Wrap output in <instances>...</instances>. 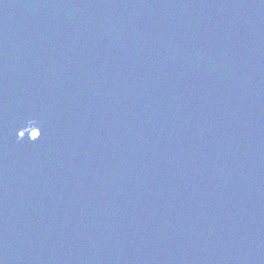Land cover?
<instances>
[{"label": "water", "instance_id": "95a60500", "mask_svg": "<svg viewBox=\"0 0 264 264\" xmlns=\"http://www.w3.org/2000/svg\"><path fill=\"white\" fill-rule=\"evenodd\" d=\"M0 264H264V0H0Z\"/></svg>", "mask_w": 264, "mask_h": 264}, {"label": "snow or ice", "instance_id": "6c2138e0", "mask_svg": "<svg viewBox=\"0 0 264 264\" xmlns=\"http://www.w3.org/2000/svg\"><path fill=\"white\" fill-rule=\"evenodd\" d=\"M35 136V134H33ZM39 136H36L35 140L38 139Z\"/></svg>", "mask_w": 264, "mask_h": 264}]
</instances>
